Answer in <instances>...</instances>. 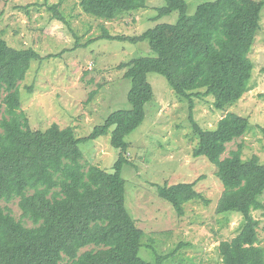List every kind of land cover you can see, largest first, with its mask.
I'll list each match as a JSON object with an SVG mask.
<instances>
[{
	"label": "trees",
	"instance_id": "1",
	"mask_svg": "<svg viewBox=\"0 0 264 264\" xmlns=\"http://www.w3.org/2000/svg\"><path fill=\"white\" fill-rule=\"evenodd\" d=\"M148 0H80L84 14L105 22L118 14L147 8ZM158 17L178 12L175 24L158 23L135 37L101 38L147 42L155 57L133 59L118 66L131 82L129 110L111 114L87 140L106 135L119 156L114 173L82 164L81 142L73 128L53 124L32 130L21 112L20 83L39 55L31 49L10 47L0 33V203L19 200L17 220L9 207H0V264H151L139 256L143 231L126 208L123 167L130 144L127 137L144 121L145 107L154 92L149 73L165 77L173 91L187 99L214 97V107L228 110L249 91L253 64L249 55L260 30L264 1L216 0L187 14L185 0H166ZM58 4L50 8L59 20ZM136 20H138L136 18ZM264 72V68H263ZM198 144L193 155L216 166L224 191L219 214L239 212L245 224L235 238L218 246L222 264H264L259 221L254 211L264 210V164L243 159L242 145L222 159L227 145L246 135L248 118L227 113L214 128L203 129L190 114ZM264 134V129L262 130ZM158 195L178 216L184 205L203 199L195 184L159 186ZM33 224L28 227L24 221ZM169 257H172L170 254Z\"/></svg>",
	"mask_w": 264,
	"mask_h": 264
},
{
	"label": "rangeland",
	"instance_id": "2",
	"mask_svg": "<svg viewBox=\"0 0 264 264\" xmlns=\"http://www.w3.org/2000/svg\"><path fill=\"white\" fill-rule=\"evenodd\" d=\"M213 1L185 0L187 14L193 16L200 4ZM57 4L64 21L50 10ZM166 4V0H148L147 8L121 12L114 21L105 22L84 14L80 0H0V33L4 32L8 45L39 55L19 85L21 112L29 127L40 131L53 124L73 128L81 140L82 164L114 173L119 152L111 145L113 128L98 139L87 138L111 114L132 108L128 100L131 82L125 78L126 69L118 66L156 54L147 42L131 44L101 36L106 30L113 36L135 37L158 23L175 24L178 12L158 17V9ZM249 58L253 64L249 91L225 112L215 109L213 96L194 98L191 108L165 77L148 74L154 97L145 107L142 124L127 137L130 163L122 170L126 208L144 233L139 256L145 262L222 264L218 246L241 232L244 214L217 212L224 187L216 176V166L193 155L198 138L190 114L203 129L214 128L227 113L248 118L249 132L228 144L222 159L242 145L244 160L264 164V7ZM192 183L203 199L185 204L182 217L158 195L159 186ZM18 202H1L0 207L11 208L20 220ZM252 215L259 221V240L264 246V210ZM24 223L33 226L27 220ZM61 264L70 263L64 260Z\"/></svg>",
	"mask_w": 264,
	"mask_h": 264
}]
</instances>
